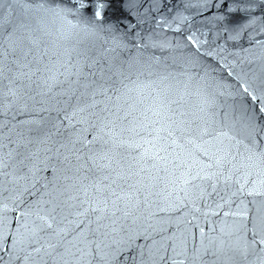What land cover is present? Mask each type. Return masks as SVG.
Masks as SVG:
<instances>
[{
    "label": "water",
    "instance_id": "obj_1",
    "mask_svg": "<svg viewBox=\"0 0 264 264\" xmlns=\"http://www.w3.org/2000/svg\"><path fill=\"white\" fill-rule=\"evenodd\" d=\"M97 3L107 5L100 18L93 16ZM7 14L30 18L34 51L57 75L72 70L69 55L71 63L127 61L139 71L113 77L123 79L118 91L76 99L58 88L45 103L36 90L0 77V264H85L81 252L93 231L118 264H212L201 253L219 240L222 264H233L226 257L245 247L243 264H260L264 231L254 212L264 198L247 192L264 182V164L247 160L243 146L233 148L236 168L224 165L230 181L185 185L187 165L192 174L199 170L188 156L196 149L169 143L155 154L147 142L163 143L152 139L166 123L162 101H178L189 119L202 115L205 102L238 120L260 117L264 0H0V18ZM6 36L0 29V54L18 39ZM205 147L219 155L227 142ZM93 155L110 166L94 171Z\"/></svg>",
    "mask_w": 264,
    "mask_h": 264
},
{
    "label": "snow or ice",
    "instance_id": "obj_2",
    "mask_svg": "<svg viewBox=\"0 0 264 264\" xmlns=\"http://www.w3.org/2000/svg\"><path fill=\"white\" fill-rule=\"evenodd\" d=\"M106 6L104 3L95 4L93 16L100 18L101 9ZM251 6V4L247 5V7ZM30 7L32 6L27 4L21 5L22 9ZM84 7L85 5L81 3L80 8ZM239 7L237 5V8ZM29 19V17L23 14L16 18H12L10 14L0 18V29L7 34L6 40L13 35L18 36V39L9 43L3 53L0 54V61H2L0 62V77L6 79L9 84L15 85L16 88L36 90L35 95L41 97L39 103H45L48 99H51L54 90L58 88L71 91L76 99H80L82 95L89 93L94 98L98 94H107L110 90L118 91L116 87L117 83L122 85L123 79H127L128 75H131L133 72L139 71L133 65L128 64L127 61L117 62L113 60L108 62L92 61L91 63L84 64L71 63L72 58L69 55V67L72 70L70 71L69 68H65L64 73L57 75L53 73L47 64L43 63L45 60L44 54L40 53L37 55L38 49L34 51L36 42L30 38L28 31ZM188 39L191 40L192 38L189 37ZM136 46L138 47L139 45ZM126 64L127 67L125 68ZM61 67H64V65H61ZM59 76H64V79H59ZM113 77H121L123 79L117 81L113 80ZM105 84H108V87H105ZM77 91L80 92V96L76 95ZM244 91L248 92V89L244 88ZM251 99L256 100L258 98L252 95ZM172 105L176 107L173 108ZM209 107L207 102H205V105L199 109L202 115L196 119H189L188 114L183 110L178 101H162L160 108L163 113L162 119L166 123L159 124L153 130L156 135L152 139L163 143L157 147L152 141L147 142L156 150L155 154L166 151L169 143L178 148H183L185 144L192 145L196 149L195 152H188V156L197 165L199 170L195 174H192V166L187 165V171L182 173V183L185 185L193 181L209 178L216 179L217 182L221 179L225 182L230 181L231 174L225 171L224 165L230 164L233 169L236 168L233 162L236 160L238 151L237 153H233V148L239 150L243 146L247 154V160L264 164V120L260 119V117H264V107L259 109L260 117L245 115L239 120L235 116L230 115L226 110L219 112L211 111ZM40 111H45V109L41 107ZM157 114L160 115L161 113ZM160 133H166V136H161ZM168 138H171L170 141ZM182 141L184 143H181ZM225 142H227V147L223 150L217 149V152L221 153L219 155L210 152L205 147L209 143L224 144ZM137 147H141V145H137ZM104 159L103 155L98 158L93 155L92 160L96 164L94 171H102L104 168L110 166L108 163L99 162ZM205 169H215L216 171L208 172ZM202 172L204 173L203 175H201ZM253 183L255 184V182ZM95 187L97 192H101L104 188L103 185ZM237 191L243 195L244 185L241 184ZM247 195L264 198V182H261L259 187H253L249 190ZM120 199L121 197L116 196V200ZM104 207L105 209L108 207L106 202ZM113 207L115 211H123L115 207V201L113 202ZM133 207H136V205H133ZM93 211H96V209H93ZM100 211L103 212L104 210L101 209ZM123 214L127 217L131 215V212L124 211ZM239 215L247 217L248 212L241 211ZM100 218L102 217H98V219ZM254 220L259 223L261 230L264 231V202L256 207ZM48 227H51V225L49 224ZM201 232H203L202 229ZM92 235L94 237L92 240H87L86 238L85 247L87 250L81 252V258H86L85 264H118L117 255L105 251V248H110L111 246L104 244L103 240L97 242L94 231ZM136 238L138 239L139 236ZM253 243H255V240ZM259 243L264 244V238H261ZM126 244L128 247L134 246L132 237L128 238ZM49 247L53 246L50 245ZM36 251L38 252L39 249H36ZM224 251L225 242L223 240H219L216 243L210 242L209 246L203 248L201 259L207 256L211 258L212 264H222V261L225 259ZM247 255V247L244 249L236 248L233 255L226 258L228 261H233V264H237L238 258L239 264H243L247 259ZM161 260L163 261L164 258L161 257ZM260 264H264V259L260 260Z\"/></svg>",
    "mask_w": 264,
    "mask_h": 264
}]
</instances>
